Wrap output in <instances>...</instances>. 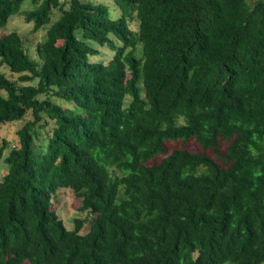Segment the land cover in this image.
I'll use <instances>...</instances> for the list:
<instances>
[{
	"label": "trees",
	"instance_id": "obj_1",
	"mask_svg": "<svg viewBox=\"0 0 264 264\" xmlns=\"http://www.w3.org/2000/svg\"><path fill=\"white\" fill-rule=\"evenodd\" d=\"M25 1L0 0V28ZM113 1L117 20L33 0L38 61L0 36V132L24 122L0 139V264H264V0ZM62 190L85 234L53 209Z\"/></svg>",
	"mask_w": 264,
	"mask_h": 264
},
{
	"label": "rangeland",
	"instance_id": "obj_2",
	"mask_svg": "<svg viewBox=\"0 0 264 264\" xmlns=\"http://www.w3.org/2000/svg\"><path fill=\"white\" fill-rule=\"evenodd\" d=\"M89 1L93 4L103 3L104 5H106V7L109 10V17L112 20H117L122 17V11L120 10V8L117 6V4L113 0H89ZM36 6L37 4H35L33 0H26L21 9V12L15 15L10 20V23L6 27L0 28V36L8 34L9 32H12V31L18 32L23 39L25 49L27 53L29 54V56L32 59H35L38 61L39 59L37 56V46L39 43L44 41L46 37V29L40 30L38 32H33V24H27L24 20V16H25L24 13L26 11H30L34 9ZM59 16H60V12L55 11L52 22L56 21ZM126 19L128 21L129 28L132 31H137L139 22L136 19V16L133 22H131L130 19L128 18ZM95 47L101 51V55L97 58L96 57L91 58V61H97L100 58H102V60H104L107 63L106 59L109 57H112V54L115 55V53L110 51L107 47H104V48H100L98 46H95ZM140 51L141 49H139V52ZM6 68H3V71L6 73V75L9 78L16 79L18 77L17 75L10 73L8 71L9 69L7 68L8 69L7 70ZM56 102L63 106H69L68 103L61 101V100H57ZM30 119H32L31 114H28L26 120H30ZM23 125H24L23 121L17 122L14 124H7V126L4 127V129L0 132V139H6L10 145V148H12L13 146H17L18 145L17 131ZM53 127H54V124L49 123V126L38 129L39 141L37 142V145H40V144L46 145L48 138H49L48 135L51 133ZM180 147L181 145L178 143H173V144L170 143L166 145V151L170 152L171 150L179 149ZM185 147L193 152L200 151V148L194 141H188L185 144ZM160 159L161 157H158L154 160V162H159ZM7 169H8L7 167L3 168L2 164L0 163V180H3V178L7 174ZM80 204H81V200L78 197H76L70 190H62L59 192L58 195H56L53 198V204H52L53 209L57 212V214L59 215V217L62 219L65 226L69 230H72L74 228L75 219H82L85 221L86 219H89L90 221L93 217L92 216V217L87 218L88 216L86 213L82 214L79 211ZM89 221H86L87 222L86 228L81 232L82 234H85L88 231Z\"/></svg>",
	"mask_w": 264,
	"mask_h": 264
}]
</instances>
